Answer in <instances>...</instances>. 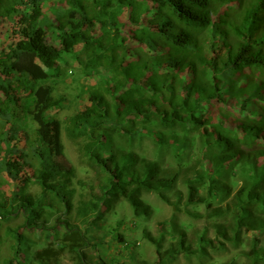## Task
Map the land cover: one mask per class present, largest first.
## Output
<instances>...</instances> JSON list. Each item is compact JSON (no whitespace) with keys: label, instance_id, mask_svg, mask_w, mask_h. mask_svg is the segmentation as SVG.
<instances>
[{"label":"trees","instance_id":"obj_1","mask_svg":"<svg viewBox=\"0 0 264 264\" xmlns=\"http://www.w3.org/2000/svg\"><path fill=\"white\" fill-rule=\"evenodd\" d=\"M79 52L93 81L67 135L85 178L47 115ZM146 195L211 220L194 242L190 221L144 232L154 264L221 246L264 264V0H0V264H62L54 245L89 264L100 210L125 201L135 226Z\"/></svg>","mask_w":264,"mask_h":264},{"label":"rangeland","instance_id":"obj_2","mask_svg":"<svg viewBox=\"0 0 264 264\" xmlns=\"http://www.w3.org/2000/svg\"><path fill=\"white\" fill-rule=\"evenodd\" d=\"M77 56L81 58L82 54L79 52L78 54L66 53L63 55L62 65L65 66V70L59 79L51 80L53 96L60 103L55 110L48 112L47 115L56 119L60 124L64 145V163L77 169L79 177L85 178L86 174L80 171L83 165L78 158L77 143L67 135V126L71 117L85 103L83 88L93 81V75L85 72V69L77 64ZM144 201L151 207L149 209L150 216L146 221L139 218L140 222L135 226H133V222L137 218L125 201L116 202L109 210H104V208L100 210L93 228L91 227L87 231V239L90 243L86 254L89 264H154L155 247L144 236V232L156 235L160 222L167 221L170 224V221L175 218L179 224L189 221L192 223L193 226L187 237L190 242H194L197 232L204 225H210L211 220L206 217L203 220L195 221L188 218L183 212H178L175 217H172V208L156 195H146ZM121 234L124 239L119 241L117 238ZM208 235H213L211 228ZM162 242L163 246H167L171 241L166 237ZM53 248V252L59 255L58 258L62 264H76V259L72 258V253L69 250H56L57 246L55 245ZM166 249L168 248L164 249L165 252ZM235 251L231 246H221L211 252V260H208V263L225 264L235 255ZM176 257L174 255L172 259ZM172 264H200V262L195 257L186 258L180 255Z\"/></svg>","mask_w":264,"mask_h":264}]
</instances>
